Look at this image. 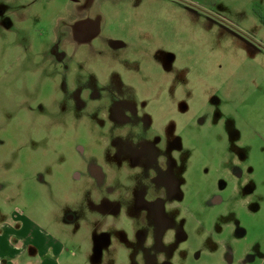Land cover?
Listing matches in <instances>:
<instances>
[{
    "label": "rangeland",
    "instance_id": "1",
    "mask_svg": "<svg viewBox=\"0 0 264 264\" xmlns=\"http://www.w3.org/2000/svg\"><path fill=\"white\" fill-rule=\"evenodd\" d=\"M255 8L0 0V233L33 223L57 264H264Z\"/></svg>",
    "mask_w": 264,
    "mask_h": 264
},
{
    "label": "crops",
    "instance_id": "2",
    "mask_svg": "<svg viewBox=\"0 0 264 264\" xmlns=\"http://www.w3.org/2000/svg\"><path fill=\"white\" fill-rule=\"evenodd\" d=\"M29 225L33 233H0V264H15L12 260L18 264H57L56 243L36 225Z\"/></svg>",
    "mask_w": 264,
    "mask_h": 264
},
{
    "label": "flooded vegetation",
    "instance_id": "3",
    "mask_svg": "<svg viewBox=\"0 0 264 264\" xmlns=\"http://www.w3.org/2000/svg\"><path fill=\"white\" fill-rule=\"evenodd\" d=\"M254 12H256V15L259 17V19H260V21L263 23V20H262V15H261V13H259L258 14V8H255V11ZM263 18H264V16H263ZM264 24V23H263ZM129 26V24H127V26L126 27H128ZM113 30H116V28H114ZM117 38L115 39L116 40V42L114 43L115 45H114V48H113V50H115V51H109V52H112V53H114V54H120V51H118V49H121L124 45H123V43H121L120 41H121V39L117 36V35H115ZM85 37H87V38H84V40L86 41V44L87 45H92V41H90V38H88L89 36H85ZM83 40V41H84ZM150 95H152V93L150 94ZM163 97V96H162ZM81 147V146H80ZM81 149H83L84 150V148L83 147H81ZM83 150H80V149H78V151L81 153V154H83L84 152H83ZM75 177V179H80L81 178V176H79V174H77V176H74ZM221 180H223V179H221ZM219 186L222 188V189H224L225 187H226V184H225V182H219ZM219 201H221V198H217L216 199V202H219ZM17 211V210H16ZM16 211H14L13 213H12V215H11V222L13 223V222H16V223H18L19 221H20V219H19V221L15 218V216H17V217H21V218H23V219H25L24 218V216L23 215H19V213H16ZM18 212V211H17ZM23 219H21V220H23ZM27 220V219H26ZM15 223V224H16ZM20 223V222H19ZM13 227H16L14 224H13ZM16 229H19V228H16ZM20 240V238L18 237L17 238V241H19Z\"/></svg>",
    "mask_w": 264,
    "mask_h": 264
},
{
    "label": "trees",
    "instance_id": "4",
    "mask_svg": "<svg viewBox=\"0 0 264 264\" xmlns=\"http://www.w3.org/2000/svg\"><path fill=\"white\" fill-rule=\"evenodd\" d=\"M262 20H263V23H264V18H263V16H262Z\"/></svg>",
    "mask_w": 264,
    "mask_h": 264
}]
</instances>
